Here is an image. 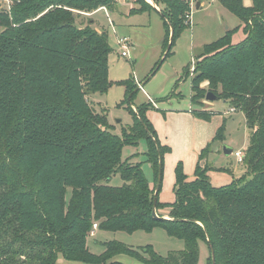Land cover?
I'll list each match as a JSON object with an SVG mask.
<instances>
[{
  "label": "trees",
  "instance_id": "16d2710c",
  "mask_svg": "<svg viewBox=\"0 0 264 264\" xmlns=\"http://www.w3.org/2000/svg\"><path fill=\"white\" fill-rule=\"evenodd\" d=\"M10 1L9 12L0 10V264H57L60 256L78 264H122L110 262L119 255L144 264H198L200 241L209 246L208 264H264V0H252L251 7L224 0L246 38L233 45L225 37L206 46L204 53L211 55L195 65L192 77L194 105L206 98L201 84L207 81L209 91L245 114L251 131L242 161L247 175L216 188L209 172L233 171L202 164L214 145L225 141L224 122L201 152L193 181L182 164L177 167L175 203L158 200L157 210H170L169 219L152 216L159 169L170 152L147 118L153 104L134 111L128 102L134 124L120 138L106 111H97L91 101L112 87V48L106 32L76 19L112 9L117 0ZM137 1V12L157 11ZM154 1L165 21L167 48L186 27L191 5ZM124 85L133 100L138 85ZM192 113L205 121L215 115ZM142 139L154 187L143 163L122 158L126 146L136 147ZM118 174L124 184L112 186ZM94 224L127 233L160 227L183 239L185 250L162 257L151 247L135 250L112 241L96 255L88 247Z\"/></svg>",
  "mask_w": 264,
  "mask_h": 264
},
{
  "label": "rangeland",
  "instance_id": "374dc122",
  "mask_svg": "<svg viewBox=\"0 0 264 264\" xmlns=\"http://www.w3.org/2000/svg\"><path fill=\"white\" fill-rule=\"evenodd\" d=\"M157 11L150 10L137 12L141 5L137 0H117L110 9L101 8L95 11L92 16L82 13L76 19L80 26L92 25L99 32L108 34L109 44L112 53L109 57V81L112 87L106 94L92 95L97 111H106L112 131L122 138L124 129L134 124V117L129 109L127 81L136 83L141 88L134 95L131 102L134 111L137 107L152 103L154 108L147 112V118L152 123L158 134L162 146L170 149L164 155L163 160V182L161 188L160 202L162 204H173L176 201L175 184L176 169L182 164L188 181H193L199 157L203 149L200 148V140L204 136L214 133L226 122L225 141L214 145V152L210 153L202 164H209L215 168H227L233 171L231 179H239L247 175V169L243 162L235 157V153L244 152L249 146L250 130L247 125L245 114L240 110L232 112V105L225 100L208 102L206 98L194 105L192 103V77L195 65L207 60L211 54H205L206 46L221 40L225 37L235 45L246 38L240 18L233 14L225 5L224 0H183L191 5L189 17H186L183 24L186 26L182 33L176 37L173 45L167 48L164 46L166 29L165 21L160 14L161 7L154 0H145ZM245 7L252 6V0H241ZM162 6L165 3L161 2ZM197 4L201 8H197ZM12 2L0 0V10L11 9ZM93 21V23H91ZM119 38H127V57L122 56L124 49L119 44ZM171 46L170 54L166 57ZM204 53V54H203ZM200 55H204L198 60ZM201 87L205 88V96L209 92L207 81L202 82ZM121 105V106H120ZM198 112L214 113L212 120L205 125L196 124V117L178 115L183 109ZM178 110V111H177ZM197 118V117H196ZM200 119V118H198ZM200 125V126H199ZM209 140L210 143L213 139ZM233 150V154L226 156L223 153V146ZM148 150L147 141L142 139L138 146H126L123 149L122 158L127 160L132 157L131 162L143 163V170L146 178L154 187V171L150 164L146 163L145 153ZM190 173H189V172ZM228 174L220 173L211 180L213 187H226ZM226 178V179H225ZM232 180V181H233ZM124 184L120 175L113 177L112 186ZM71 191H68L69 198ZM158 215H167L168 209L157 210ZM117 241L132 249L151 247L162 257L172 253H180L185 250L183 239L171 237L165 229L160 227L151 231H137L127 233L124 231L110 232L101 229L94 231L88 238V247L91 253L100 255L105 252L104 243ZM200 258L198 264H208L210 249L205 241H200ZM120 256V255H119ZM124 260L132 261L134 264L143 262L126 255ZM116 258V257H115ZM113 258L110 262H113ZM57 264H78L66 261Z\"/></svg>",
  "mask_w": 264,
  "mask_h": 264
},
{
  "label": "crops",
  "instance_id": "0c3cea01",
  "mask_svg": "<svg viewBox=\"0 0 264 264\" xmlns=\"http://www.w3.org/2000/svg\"><path fill=\"white\" fill-rule=\"evenodd\" d=\"M197 8H201V5L200 4H197ZM105 9H107V8H105ZM110 10V9H109ZM112 10V9H111ZM95 12H93V13H91V14H86V15H88V16H92V14H94ZM91 23H93V21L91 22ZM92 98V97H91ZM92 101H93V99H91ZM193 107H191L189 110H185V109H183V113L182 114H178V115H190V116H192V117H194V114L192 113L193 112ZM178 111V110H177ZM195 119H197V120H194V122L196 123V124H202L203 123V125H205L206 124V122H210V121H205V120H202V119H198V118H196V117H194ZM213 118V117H212ZM212 120V119H211ZM200 126V125H199ZM214 137V133H210L209 134V136H204L201 140H200V143H201V145H200V148H203L204 146H205V144L207 145V144H209L208 142H209V140L210 139H212ZM249 139H250V135H249ZM249 143H250V140H249ZM206 147V146H205ZM204 147V148H205ZM248 148V147H247ZM245 152V151H244ZM189 172V171H188ZM190 173V172H189ZM222 174V173H224V174H228V173H226V172H215V171H211V172H209V177H210V180L212 181V182H214V179L217 177V175H219V174ZM229 175V174H228ZM229 178H225L226 179V181H227V183L228 182H232V180L233 179H231L232 177H233V175H229L228 176ZM234 178V177H233ZM193 179H195V177L193 178ZM213 185H215V183H213ZM160 196H161V193H160V195H159V199H160ZM115 260L114 261H117V262H119V263H122V264H134V262H132V261H126V260H124V258L122 257V255H120V256H117L116 258H114ZM67 260H65L62 256H60L59 257V260H58V262H60V263H64V262H66Z\"/></svg>",
  "mask_w": 264,
  "mask_h": 264
},
{
  "label": "water",
  "instance_id": "95a60500",
  "mask_svg": "<svg viewBox=\"0 0 264 264\" xmlns=\"http://www.w3.org/2000/svg\"><path fill=\"white\" fill-rule=\"evenodd\" d=\"M170 49V48H169ZM141 88V86H139L137 89H136V92L139 91V89ZM132 95L129 96L128 98V102L129 104L131 105V102H132ZM220 98L219 96H217L216 94H214L213 92L209 91L207 92L206 94V101L208 102H216V101H219ZM223 153L226 155V156H230L233 154V150L228 147V146H223ZM162 182H163V169L162 167H160L159 169V174H158V181H157V184H156V187H155V193H154V205H153V211H152V216L154 219H163L162 217H160L158 215V212H157V205H158V200H159V195H160V187L162 185ZM165 219H169V218H165ZM211 249H212V254H213V261L215 262V256H214V251H213V247L211 246Z\"/></svg>",
  "mask_w": 264,
  "mask_h": 264
},
{
  "label": "built area",
  "instance_id": "2783aa9c",
  "mask_svg": "<svg viewBox=\"0 0 264 264\" xmlns=\"http://www.w3.org/2000/svg\"><path fill=\"white\" fill-rule=\"evenodd\" d=\"M118 42L122 46V48L124 49V51L122 52V56L123 57H127L128 56V53H127L126 50L128 49V42H129V40L127 38H119ZM231 110H232V112L235 111L234 108H232ZM235 157L242 162L243 159H244V152H237V153H235ZM97 229H98V225L97 224H94V228H93L92 234Z\"/></svg>",
  "mask_w": 264,
  "mask_h": 264
}]
</instances>
